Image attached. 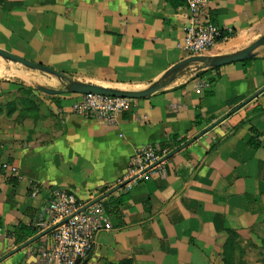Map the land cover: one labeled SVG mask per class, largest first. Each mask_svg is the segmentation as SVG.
<instances>
[{
	"label": "crops",
	"instance_id": "0c3cea01",
	"mask_svg": "<svg viewBox=\"0 0 264 264\" xmlns=\"http://www.w3.org/2000/svg\"><path fill=\"white\" fill-rule=\"evenodd\" d=\"M186 1L0 0V49L82 83L142 91L191 57ZM203 18L225 37L205 56L264 37V0H211ZM34 72L0 79V260L47 234L0 264H31L51 241L53 189L85 209L101 204L110 223L81 264H264V47L247 66H190L115 123L75 114L80 96L45 94L40 87L61 82ZM192 140L131 181L139 150L169 156ZM124 194L129 200L108 214L104 204ZM40 220L48 228L21 242L17 228L35 230Z\"/></svg>",
	"mask_w": 264,
	"mask_h": 264
},
{
	"label": "built area",
	"instance_id": "2783aa9c",
	"mask_svg": "<svg viewBox=\"0 0 264 264\" xmlns=\"http://www.w3.org/2000/svg\"><path fill=\"white\" fill-rule=\"evenodd\" d=\"M210 2L211 0H188L194 26L187 34L185 47L191 57L203 56L225 40L222 29L214 22L203 18ZM135 102L136 100L127 98L80 96V100L73 105V111L85 118L115 123L117 118L129 111ZM168 154V151L160 154V151L141 149L132 160V172L138 178L144 176L145 174L141 175L144 171L153 169ZM13 172L17 173V170L13 169ZM39 193V188L35 186L31 191V197L36 198ZM47 202L46 212L51 223H55L56 226L51 241L44 243L32 253L34 260L31 264H81L89 258L101 231L111 228L103 206L95 204L75 215L85 206L80 204L75 194L61 189L50 190ZM34 228L42 233L48 228V224L40 220L35 223Z\"/></svg>",
	"mask_w": 264,
	"mask_h": 264
},
{
	"label": "water",
	"instance_id": "95a60500",
	"mask_svg": "<svg viewBox=\"0 0 264 264\" xmlns=\"http://www.w3.org/2000/svg\"><path fill=\"white\" fill-rule=\"evenodd\" d=\"M264 47V37L259 39L257 42H255L253 45L250 47L235 53L231 55H226V56H193L190 57L179 64L175 65L173 68H171L159 81L154 83L152 86H150L148 89L142 90V91H131V90H121V89H112V88H107L103 87L100 85H94V84H88V83H82L79 81H74L71 80L70 78L66 77L62 73L58 72L55 69H52L50 67L44 66L39 63H35L32 61H29L27 59H24L18 55H15L9 51L0 49V58L3 59L6 62L9 63H14V64H19L25 68L39 71L42 73H45L47 75L53 76L57 78L62 84H65V89L64 90H53V89H47L44 87H40V90L44 92L45 94L48 95H60L64 93L68 94H76L79 96H88V95H98V96H104V97H111V98H122V99H132V100H141V99H146L149 98L150 96L158 93L159 91L165 89L175 78L176 76L189 68L192 65H202L206 69H217L221 68L223 66L231 65V64H236V63H244L250 60H253L256 57L257 51ZM262 92L258 93L255 97H251L244 103H242L239 107H237L233 112H236L246 106L248 103L253 101L256 97H258ZM217 125V124H216ZM216 125L209 127L206 131L202 132L200 135L196 137V139L201 138L203 135H205L207 132L211 131ZM194 140L190 141L187 143L185 146L180 148L178 151H175L171 153L168 157L163 159L159 164L167 161L168 159L172 158L175 154H177L179 151L183 150L184 148L188 147L190 144H192ZM156 164L154 167H156ZM153 167V168H154ZM151 169H148L144 171L141 175L146 174L148 171ZM138 177L133 178L131 181L137 179ZM130 181V182H131ZM129 183V182H128ZM128 183H124L123 185H127ZM101 201L98 200L97 202ZM96 202V203H97ZM86 209L80 210L78 213L75 215H78L79 213L85 211ZM50 230L49 232L53 231ZM45 233L44 235H46ZM40 235L37 238L29 241L28 243L22 245L19 247L17 250L13 251L7 257H4L3 259L0 260V263L3 262L5 259L8 257L26 249L36 241H38L42 236Z\"/></svg>",
	"mask_w": 264,
	"mask_h": 264
},
{
	"label": "trees",
	"instance_id": "16d2710c",
	"mask_svg": "<svg viewBox=\"0 0 264 264\" xmlns=\"http://www.w3.org/2000/svg\"><path fill=\"white\" fill-rule=\"evenodd\" d=\"M168 1L174 5H179V6H185L187 4L186 0H168ZM251 61L252 60L244 62V64L247 66L249 63H251ZM250 144L255 149H259L260 147L255 139H252L250 141ZM128 200H129V196L126 194L120 196L119 198L112 199L108 204L107 203L104 204L106 212L108 214H112L113 212H118L119 208L123 206ZM16 234H18L17 236L19 237V240L21 242H27L28 240L37 237L40 233L37 229L33 230L26 226H20L17 228ZM120 264H131V263L130 261H124V262H121Z\"/></svg>",
	"mask_w": 264,
	"mask_h": 264
},
{
	"label": "rangeland",
	"instance_id": "374dc122",
	"mask_svg": "<svg viewBox=\"0 0 264 264\" xmlns=\"http://www.w3.org/2000/svg\"><path fill=\"white\" fill-rule=\"evenodd\" d=\"M29 61H32L30 59H27ZM13 70H15L17 73H22V71L25 72H29L31 70H27V68L19 65V64H14V63H9L4 61L3 59L0 58V79H11V80H16V81H20L19 76H17L16 72ZM36 73V75H39L41 77H46L44 76L45 74H43L42 72H34ZM40 73V74H39ZM71 80L77 81L76 79H72ZM57 90H64L65 89V84L59 83L56 85ZM249 255H251V253H249Z\"/></svg>",
	"mask_w": 264,
	"mask_h": 264
},
{
	"label": "bare ground",
	"instance_id": "6f19581e",
	"mask_svg": "<svg viewBox=\"0 0 264 264\" xmlns=\"http://www.w3.org/2000/svg\"><path fill=\"white\" fill-rule=\"evenodd\" d=\"M122 88H123V87H122ZM122 88H121V90H127V89H122ZM116 89H118V88H116Z\"/></svg>",
	"mask_w": 264,
	"mask_h": 264
}]
</instances>
